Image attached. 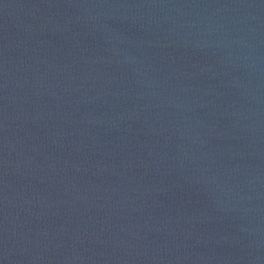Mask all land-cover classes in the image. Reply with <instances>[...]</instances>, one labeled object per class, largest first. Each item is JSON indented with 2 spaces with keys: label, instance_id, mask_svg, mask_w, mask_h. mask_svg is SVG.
Returning <instances> with one entry per match:
<instances>
[{
  "label": "water",
  "instance_id": "95a60500",
  "mask_svg": "<svg viewBox=\"0 0 264 264\" xmlns=\"http://www.w3.org/2000/svg\"><path fill=\"white\" fill-rule=\"evenodd\" d=\"M0 264H264V0H0Z\"/></svg>",
  "mask_w": 264,
  "mask_h": 264
}]
</instances>
